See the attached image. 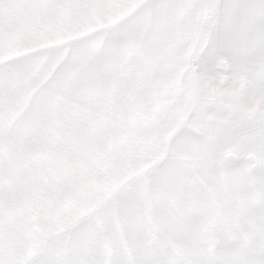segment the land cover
I'll return each mask as SVG.
<instances>
[{
    "label": "snow or ice",
    "instance_id": "6c2138e0",
    "mask_svg": "<svg viewBox=\"0 0 264 264\" xmlns=\"http://www.w3.org/2000/svg\"><path fill=\"white\" fill-rule=\"evenodd\" d=\"M0 264H264V0H0Z\"/></svg>",
    "mask_w": 264,
    "mask_h": 264
}]
</instances>
